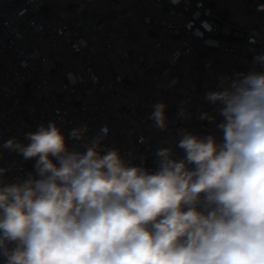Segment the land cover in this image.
Masks as SVG:
<instances>
[{"label": "built area", "instance_id": "built-area-1", "mask_svg": "<svg viewBox=\"0 0 264 264\" xmlns=\"http://www.w3.org/2000/svg\"><path fill=\"white\" fill-rule=\"evenodd\" d=\"M252 72L264 73V0H0V180L36 176L35 158L4 145L49 122L81 153L106 127L102 152L155 172L158 149L184 157V132L222 143V105L206 94Z\"/></svg>", "mask_w": 264, "mask_h": 264}, {"label": "clouds", "instance_id": "clouds-1", "mask_svg": "<svg viewBox=\"0 0 264 264\" xmlns=\"http://www.w3.org/2000/svg\"><path fill=\"white\" fill-rule=\"evenodd\" d=\"M206 99L222 105V143L184 132V157L158 149L155 172L115 148L102 152L106 127L82 153L68 149L54 122L27 133V145L7 141L36 159V176L0 180L6 264H264V73ZM164 108L156 104L151 116L160 129Z\"/></svg>", "mask_w": 264, "mask_h": 264}, {"label": "crops", "instance_id": "crops-1", "mask_svg": "<svg viewBox=\"0 0 264 264\" xmlns=\"http://www.w3.org/2000/svg\"><path fill=\"white\" fill-rule=\"evenodd\" d=\"M238 0H224L225 3H228V4H233L235 2H237ZM234 18H243V11L241 8H239V10L236 12V14L234 15Z\"/></svg>", "mask_w": 264, "mask_h": 264}, {"label": "rangeland", "instance_id": "rangeland-1", "mask_svg": "<svg viewBox=\"0 0 264 264\" xmlns=\"http://www.w3.org/2000/svg\"><path fill=\"white\" fill-rule=\"evenodd\" d=\"M236 19H238V18H236ZM95 68H96L97 72L99 74H101L102 72H104L106 70V64L104 62H100L95 66Z\"/></svg>", "mask_w": 264, "mask_h": 264}]
</instances>
